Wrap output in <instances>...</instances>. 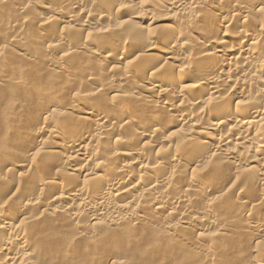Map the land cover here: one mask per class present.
I'll return each instance as SVG.
<instances>
[{"label":"bare ground","instance_id":"6f19581e","mask_svg":"<svg viewBox=\"0 0 264 264\" xmlns=\"http://www.w3.org/2000/svg\"><path fill=\"white\" fill-rule=\"evenodd\" d=\"M37 4L48 14L37 16ZM262 6L264 0H0L2 96L32 82L47 87L36 114L8 104L20 119L0 118V264L67 261L72 248L60 246L56 233L65 224L86 249L97 225L132 235L160 214L177 220L158 218L165 223H156L157 236L181 241L179 229L190 227L201 237L212 227L225 241V232L238 228L251 232L253 243L261 241ZM162 8L167 12L156 26L144 30ZM20 124L35 138L25 131L23 139ZM41 125L49 128L40 144ZM13 130L19 137L9 134ZM28 147L39 156L27 154ZM251 185L261 190L257 199L248 193ZM229 192L233 209L248 206L243 214L226 206ZM197 199L199 209L192 206ZM17 214L26 216L14 222ZM84 215L91 225L82 222ZM240 215L245 218L233 223ZM206 250L202 257L216 256ZM249 255L236 263L264 264V255Z\"/></svg>","mask_w":264,"mask_h":264},{"label":"rangeland","instance_id":"374dc122","mask_svg":"<svg viewBox=\"0 0 264 264\" xmlns=\"http://www.w3.org/2000/svg\"><path fill=\"white\" fill-rule=\"evenodd\" d=\"M45 2H46V0H45ZM42 7H43V4H37L32 8V10H33V12H35V14L37 16L42 17V16H45L48 14V12L46 10L42 9ZM166 12H167V10L162 8L160 10V12H156V13L152 14L151 17L148 19L151 22V24H149L148 22L143 23V25H142V27L144 26L143 29L146 30L147 27H149V26L155 27L156 25H154V23L156 22V19L159 16H161L162 14H165ZM18 18L22 20L23 16H20ZM62 26H65V25L62 24ZM27 30L28 29L23 30L22 35L24 37H29L28 36L29 32H27ZM225 46H226L225 44L221 45L222 48ZM14 48H15V50H17L16 49L17 47H14ZM9 51H11V50H9ZM7 53L8 52H6V54ZM11 53L12 52H9L8 56L11 55ZM13 53H14V50H13ZM6 54H5V56H7ZM53 56H56V55H53ZM9 57H11V56H9ZM15 61H16L15 64H14V62H13V64H14V66L16 65V68L18 67V68L24 69L26 67V64L24 62H20L17 60H15ZM114 68H115V70L121 71V65H119V64L115 65ZM105 69H106V67H105ZM28 72L29 71L27 69H26V71L23 72V77L26 79L29 78ZM103 73H104V71H103ZM101 74H102V72H101ZM103 75L104 74H102V76ZM39 83H41V84H39ZM39 83L32 82V84L29 85L30 86L29 89H27V90L18 89V91H12V94L10 96H5V95L2 96V93H1L2 88L0 87V89H1L0 90V118L4 117V116H9L13 121L14 118H12V117L15 116V114L19 115L17 113V111H15L13 109L12 110H6L5 106L8 104H13L14 107H17L18 110H20L23 113L30 112L32 114H36L37 112H34L33 110H34V108H36L35 105L37 104V102L41 103L42 101L47 100V96H46L47 91H46V93H45V91H42V90L47 88L45 86L46 82L44 81V82H39ZM34 92H36V94H38L40 92L39 95H37L38 99L36 98L34 100L33 97L30 98V94H33ZM15 117H18V116H15ZM18 119H20V117H18ZM41 127L42 128L40 129V131H42V133L39 135V139H38L40 144L47 142V139H46L44 132L49 128V127L46 128L43 125H41ZM20 128H21V124L19 126V129ZM26 130L29 131V126L25 130L20 129V131H21L20 134L23 135L22 136L23 139L26 138V136L24 137L25 134H23ZM28 131H26L27 137H29L30 140H31V138L34 139L35 137L31 136V134ZM17 132H19V131L13 130V131H10L9 134L12 135L13 133L16 134ZM14 134L12 135L13 137L15 136ZM18 135L19 134L17 133L16 137H19ZM19 140L20 139H18L17 142ZM21 142L22 141L20 140V144H21ZM28 149H29V147L27 148V154H28ZM34 149H32V150L29 149L30 150L29 154H32L33 152H35ZM165 151L170 152V149L164 148L162 152H165ZM167 152H165V153H167ZM32 156H39V155H38V153L35 152ZM79 163H80L79 161H74L72 164L77 165ZM134 173L138 174L139 171H137L135 169ZM67 177L68 178L65 177L67 180L73 179L72 177H69V175ZM74 181L76 184H79L82 182V179H81V177H78V178H74ZM144 181L146 183L148 181V179L144 178ZM226 187L223 189V192L227 190L228 187L227 188ZM246 188H248V186ZM249 189L252 191L250 192ZM249 189H248V193H251L250 195L255 193V195L254 194L252 195L253 198H255V196H256V199H257L262 194L260 192L261 190H259V187L257 188L254 185L249 186ZM170 190H172V189H170ZM172 192L177 195L179 193V190L175 189ZM231 193L232 192H229V194L226 193L227 195H225V196L234 195L233 193L232 194ZM223 198L221 199L222 201H220V202H223ZM249 198H250V202L256 201L255 199H253L251 197H249ZM226 199H228V198H224V200H226ZM229 199H232V200H229V201H231L230 203H228V200H226L227 202L224 201L223 203H225V202H226L225 204L228 203L226 206L229 205L232 208L231 203L233 202V200L235 198H234V196H230ZM193 203L194 204H192V206L196 207L197 209H199V207H201L203 205V202L201 200L198 201V199ZM221 204L222 203H220V205ZM221 206H223V204ZM235 208H236V210L239 209L238 214H240V213L243 214L245 209H248V206H242V208H243L242 209L241 206L238 205V207H234V209ZM178 209H179V207H177L176 212H178ZM25 216L26 215L17 214L16 217L13 219V221L14 222L20 221ZM85 216L86 215L83 216L82 222H86L85 223L86 226L91 225V224H88L89 223L88 219ZM240 216L236 219V220H238V222L234 220L233 223L236 224V223H239L240 220L242 221L244 216L243 215L241 217ZM256 216H257V217H255L256 221L259 222L260 220H262L261 214L260 215L258 214ZM172 217H173V219H172ZM156 218L157 219H154L155 223L152 222L153 227L148 226V225H147L148 227L146 225H138L135 227V230L134 229L131 230V231H134V232H132V235H128V234L123 233V232L121 233V231H115V230L110 231V230H107V228H105V227H101V225H97L96 226V230H98L97 234L95 236L91 237L88 241L85 240L88 243L91 241L89 244L87 242H86L87 244L85 243L87 248L90 250H87V248L83 249V248H85L83 242L78 244V243H75L72 241V238L74 235V230L71 227H69L68 224H65L66 227L58 228L56 231V233L58 234L57 235L58 236L57 237L58 238V244H60L59 241H61L60 246H64V247L65 246L66 247L71 246V248H72L71 253H73V254H72V256L71 255H68V256H70L72 258L68 257L71 259V260L69 259L70 261L68 260V258H67V261H66V259H64L65 261L63 259H57L56 261L53 260V261H55V262H53V264H73V263H71L72 259H73L74 264H119V263L120 264H126V263L127 264H237L236 262L238 260H241L242 258H244V259L241 261L245 260L246 262H248L250 257L252 256V255H249L251 253L254 255H257V256H258V254L264 255V238H262L261 241L259 240V242L255 241L253 243V241L251 239L252 238L251 232H249V231L248 232L247 231L241 232V230H239L238 228H229L228 232H225V234L227 235L226 237H228V235H229V237L227 240L223 241L221 238H218L219 234L217 235L215 229L212 227H210V228L205 227L203 229V231L201 232L202 233L201 237L196 235V233H194L192 228L187 227L184 229L183 228L179 229V230H181V234L186 237V238L184 237L185 239L181 240V241H183V242H181L180 240L178 241L174 238H171L170 236L166 237L167 235L164 236V234H162V233H159L160 235L158 234V236L154 235L156 233V230L154 229V227L156 226V223L162 224V223H165L166 220L168 219L173 224V222H176V220H177V217L175 216V214H173L171 217L167 216V214H164V216H163V214L162 215L160 214V216H157ZM158 218H159V220L161 218L162 221L164 219L165 222H160L161 220L159 221ZM157 220H158V222H156ZM99 226H100V228H99ZM156 227H158V225ZM206 228H208V229H206ZM236 229H238V230H236ZM153 230H155V231H153ZM239 231H240V233H239ZM130 234H131V232H130ZM131 236H132V238H130ZM196 236H198V237L196 238ZM230 237H232V238H230ZM229 239H230V241H229ZM195 240L197 243L199 242L198 243L199 245L193 244V242L195 243ZM260 243H261V245L259 246ZM192 244L197 245V246H191ZM88 245L91 247L89 248ZM260 247L262 249H260ZM243 248H245V250ZM206 249L214 251L215 252L214 254L216 256H214L210 260L206 259L205 257H202V256H205L204 252L207 251ZM83 250H87V251L84 252ZM184 250H185V252H184ZM186 250H188V251H186ZM243 250L247 251V252H244ZM257 252H258V254H257ZM242 253H244V255ZM77 254H78V256H77ZM239 255H241V256H239ZM166 256H167V258H165ZM247 256H248V259H247Z\"/></svg>","mask_w":264,"mask_h":264},{"label":"clouds","instance_id":"9594fccd","mask_svg":"<svg viewBox=\"0 0 264 264\" xmlns=\"http://www.w3.org/2000/svg\"><path fill=\"white\" fill-rule=\"evenodd\" d=\"M239 2H240V0H237V3H239ZM259 13H260L262 19H264V6H262V7L259 9Z\"/></svg>","mask_w":264,"mask_h":264}]
</instances>
